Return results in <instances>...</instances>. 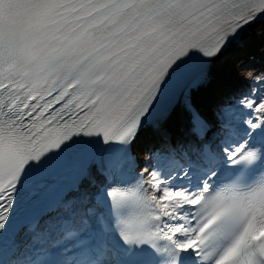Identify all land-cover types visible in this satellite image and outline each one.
I'll list each match as a JSON object with an SVG mask.
<instances>
[{
    "label": "snow or ice",
    "instance_id": "snow-or-ice-1",
    "mask_svg": "<svg viewBox=\"0 0 264 264\" xmlns=\"http://www.w3.org/2000/svg\"><path fill=\"white\" fill-rule=\"evenodd\" d=\"M0 264H264V0H0Z\"/></svg>",
    "mask_w": 264,
    "mask_h": 264
},
{
    "label": "bare ground",
    "instance_id": "bare-ground-1",
    "mask_svg": "<svg viewBox=\"0 0 264 264\" xmlns=\"http://www.w3.org/2000/svg\"><path fill=\"white\" fill-rule=\"evenodd\" d=\"M252 55H254L255 58H260V52H259V42H256V45L253 47V49L251 50ZM260 63L256 64V68L259 67Z\"/></svg>",
    "mask_w": 264,
    "mask_h": 264
}]
</instances>
